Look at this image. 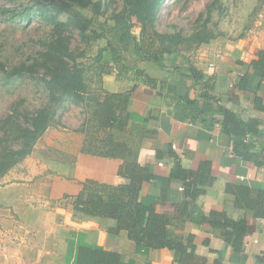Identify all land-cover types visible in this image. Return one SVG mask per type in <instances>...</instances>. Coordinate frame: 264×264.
<instances>
[{
  "label": "crops",
  "instance_id": "obj_1",
  "mask_svg": "<svg viewBox=\"0 0 264 264\" xmlns=\"http://www.w3.org/2000/svg\"><path fill=\"white\" fill-rule=\"evenodd\" d=\"M217 48L206 42L186 58L173 54L159 64L142 60L137 64L141 75L104 76L102 88L130 93L122 135L135 149L126 160L146 166L152 175L141 195L153 199L155 212L169 218L168 231L193 236L195 253L205 264H264V220L241 205L242 194L253 199L264 192V165L255 163L264 161V152L255 138L249 152L255 157L237 154V142L221 130L218 111L221 107L242 120L254 119L264 131V111L254 107L256 100L264 108V76L252 65L258 52H264V31ZM148 77L154 85L146 82ZM80 138L73 147L62 148L64 158L58 162L46 158L36 145L2 179L0 264H65L70 231L118 253L124 263L179 264L166 248L137 252L126 231L110 232L116 228L114 220L73 217L71 200L85 180L128 183L117 175L121 160L80 152L84 135ZM185 172L197 174V189L205 191L194 202L184 194ZM67 200L70 203L62 208L59 204ZM210 213L246 223L241 253L226 244L225 230L208 224Z\"/></svg>",
  "mask_w": 264,
  "mask_h": 264
},
{
  "label": "trees",
  "instance_id": "obj_2",
  "mask_svg": "<svg viewBox=\"0 0 264 264\" xmlns=\"http://www.w3.org/2000/svg\"><path fill=\"white\" fill-rule=\"evenodd\" d=\"M123 1L121 10L99 22L101 4L98 2L36 0L43 10L50 8L54 17L65 14L68 20L65 23L54 22L56 34L51 42L47 43L42 54L41 69L44 71L42 81L48 93L49 105L34 112H27L24 120L18 118L15 111L0 119V183L12 168L31 155L37 141L49 127L53 124L59 125L54 121L56 111L53 104L68 100L76 105L84 104L87 113L82 130L79 131L84 135L80 152L121 160L117 175L128 183L110 185L85 180L82 182L81 191L71 202L73 217L114 220L116 228L110 232L118 234L121 230L126 231L127 238L135 243L137 252L166 248L173 252L174 260L179 264H205L204 259L195 253L194 237L170 233L167 229L171 223L169 218L157 214L153 199L141 195L143 185L152 179V175L146 166L126 160L135 149L134 143L133 146L126 145V138L122 135L125 126L123 116L130 93H109L102 88L104 76L115 73L117 78H126L131 72L136 76L142 74L140 70L135 69L134 63H126L124 53L130 50L131 45L133 48L141 46L139 59L156 64L161 63L160 56L177 53L175 45L179 35L160 34L155 29L159 9L165 0ZM29 10L31 9L23 10L20 14L25 13L29 16ZM86 10L91 11L92 16H86L83 13ZM109 20L113 23L109 24ZM135 22L138 24L139 38L131 33L136 27ZM65 28L76 30L86 46L92 42L105 41V45L91 57L88 67L75 63L83 54L76 55L70 50V39L64 36ZM192 38L197 45L207 42L197 35ZM38 64L26 66L23 63L6 73L9 76L38 74ZM252 65L260 69L264 76V72L261 71L264 67L263 51L258 52V59L253 61ZM0 68L4 70L2 65ZM191 71L197 76L195 69L192 68ZM200 79L202 81L203 76ZM210 81L211 78H208L203 85L209 87ZM146 82L153 85L155 83L149 77ZM133 89L134 87L130 92ZM254 107L264 111L256 100ZM218 111L222 115L221 130L237 142L234 144L237 154L245 157L244 154L247 152L250 154L247 157H255V153H249L250 150H254L255 138L260 140L258 142L261 143V150L264 152V131L257 129L258 121L250 118L242 120L221 107ZM255 163L257 166L264 165V161L257 160ZM196 177L195 173L185 172L183 178L184 194L193 202L205 193L204 190L197 189ZM241 200V205L254 211L257 218L264 220V192H260L253 199L249 193L242 194ZM207 220L211 226L226 231L225 242L235 253L243 251V241L247 233L246 223L234 222L218 213H210ZM64 261L65 264H130L122 262L118 253L86 242V235L78 231L69 233Z\"/></svg>",
  "mask_w": 264,
  "mask_h": 264
},
{
  "label": "rangeland",
  "instance_id": "obj_3",
  "mask_svg": "<svg viewBox=\"0 0 264 264\" xmlns=\"http://www.w3.org/2000/svg\"><path fill=\"white\" fill-rule=\"evenodd\" d=\"M92 1L101 4L99 22L121 10L124 3L123 0ZM27 9H31L29 16L20 14ZM83 13L92 16L89 10ZM67 20L65 14L54 17L50 8L43 10L36 0H0V65L4 68H0V119L15 111V115L24 120L27 112L49 105L48 93L42 81V54L56 34L54 22L65 23ZM108 23L113 22L109 20ZM135 26L131 33L139 38L136 22ZM155 29L160 34L179 35L175 55L183 58L200 48L192 38L196 35L221 49L228 42L259 37L264 31V0H165L159 9ZM64 36L69 37V48L74 54H83L75 63L86 67L96 51L105 45V41L101 40L86 46L78 32L71 28H65ZM140 47L133 48L131 45L130 50L124 53L126 63H134L135 69L142 61L138 58ZM164 56L171 57L162 55L160 59ZM23 63L26 66L39 63V73L15 76L6 73ZM166 64L169 65L170 61ZM53 107L56 111L54 121L59 125L49 127L36 145L38 149L45 150L46 158L58 162L64 158L62 148L73 147L81 139L82 133L79 131L84 125L87 110L84 104L76 105L69 100L57 102ZM69 203L70 200H67L59 205L66 208L64 206Z\"/></svg>",
  "mask_w": 264,
  "mask_h": 264
},
{
  "label": "built area",
  "instance_id": "obj_4",
  "mask_svg": "<svg viewBox=\"0 0 264 264\" xmlns=\"http://www.w3.org/2000/svg\"><path fill=\"white\" fill-rule=\"evenodd\" d=\"M210 66H213V65H210Z\"/></svg>",
  "mask_w": 264,
  "mask_h": 264
}]
</instances>
